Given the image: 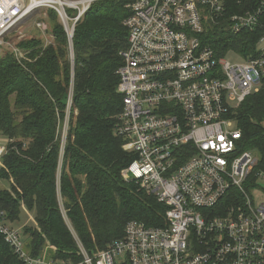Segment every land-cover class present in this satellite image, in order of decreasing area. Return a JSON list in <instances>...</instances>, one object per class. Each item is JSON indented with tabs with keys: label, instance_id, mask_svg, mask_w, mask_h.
Segmentation results:
<instances>
[{
	"label": "built area",
	"instance_id": "1",
	"mask_svg": "<svg viewBox=\"0 0 264 264\" xmlns=\"http://www.w3.org/2000/svg\"><path fill=\"white\" fill-rule=\"evenodd\" d=\"M94 1L0 0V45L11 46L9 31L43 7L59 14L71 38L70 22ZM125 2L129 35L118 70L123 108L116 132L134 158L124 177L167 205L166 224L129 220L122 238L91 254L76 237L78 261L54 258L48 248L33 256L4 211L0 233L27 264H264V199L254 197L256 191L264 194V168L257 152L242 148L238 120L246 99L264 92V48L256 46L251 56L230 49L227 56L241 58L233 62L206 37V24H223L235 35L264 30V0L230 15L226 0ZM12 51L19 61L26 59L19 47ZM0 142L6 145L1 169L9 139Z\"/></svg>",
	"mask_w": 264,
	"mask_h": 264
},
{
	"label": "trees",
	"instance_id": "2",
	"mask_svg": "<svg viewBox=\"0 0 264 264\" xmlns=\"http://www.w3.org/2000/svg\"><path fill=\"white\" fill-rule=\"evenodd\" d=\"M259 1L226 0V15L254 10ZM50 12L55 43L30 38L20 44L29 55L23 61L13 51L0 57V135L9 139L0 169L9 187H0V211L15 227L22 208L34 210L36 226L24 229L33 256L48 248L54 258L78 261L76 237L91 254L122 238L129 220L165 225L168 207L124 177L134 158L116 132L123 108L118 70L129 35L125 0L94 1L76 22L73 51L57 12ZM213 27L208 43L223 55L227 30L223 24ZM250 30L238 33L230 48L256 49L263 30ZM71 94L62 150L59 126ZM238 117L242 148L256 151L264 168V92L249 96ZM0 264H27L1 233Z\"/></svg>",
	"mask_w": 264,
	"mask_h": 264
},
{
	"label": "rangeland",
	"instance_id": "3",
	"mask_svg": "<svg viewBox=\"0 0 264 264\" xmlns=\"http://www.w3.org/2000/svg\"><path fill=\"white\" fill-rule=\"evenodd\" d=\"M69 1H74V0H69ZM50 10H54V9L48 8V7H43L41 10H35V11L29 13L28 16L24 20L17 23L9 31V33L6 36L7 37L6 41L11 43V46L8 45V43H4L3 45H0V57H3L6 54V51L11 53L12 48L15 46L20 48V44L23 41L30 39V38L36 37L37 39H41L45 46L50 45L52 43H55V37L52 34V28H51L53 25V19H52ZM71 10L74 11V8H69L68 12ZM71 15H73V14H71ZM56 19L63 24V27H65V24L62 21V19L60 18L59 14H58V17ZM38 22L42 23L41 27H39L37 25ZM70 26H71V29L75 31L74 28L76 26V23L74 24V22L71 21ZM213 26H216V25L208 26L206 24V31H209V29L215 28ZM259 29H261V27ZM247 31H249V30H247ZM250 31H252V30H250ZM263 33H264V30H263ZM226 35L228 36V38L225 41V43L223 44V47L221 46L222 49L220 50V52H224L223 53L224 56H227V52L229 51L228 49H231L230 46L233 45L234 41H236L238 39L237 37H235L238 34L237 35L232 34L229 30L226 31ZM260 35H261V33H260ZM206 37H207V35H206ZM243 37H246V33ZM70 40H71V38H70ZM207 40L209 41L208 37H207ZM240 45H243V44H240ZM257 46H258V48H257L258 50L264 48V42L257 43ZM70 48L73 51V47H70ZM20 49L22 50V52L24 53V55L26 57L29 56V55H27V51H25L23 48H20ZM226 50H228V51H226ZM236 51L242 56H251V55H255L257 53V52H255V49H250L246 52H242L241 49H237ZM227 58L233 62L241 61V58L236 54H230L227 56ZM72 104H73V99H72V94H71L70 98L68 100L67 108L65 110V112H66L65 120L60 123L61 128L59 126V130L63 131V133L65 130L66 134H67V129L69 127ZM66 134H63V135H65V137H66ZM1 138H3V136L0 135V139ZM5 148H6V145L1 144V142H0V152L1 153H4ZM0 187H3V188L9 187V182L0 178ZM254 197H255V201L259 202V201L264 199V194L260 191H256V192H254ZM34 217H35L34 210H30L28 208H22L18 221L14 223L15 228L19 229V232L22 236V239L25 242L27 241V236H25L24 229H25V227L36 226V222L34 220Z\"/></svg>",
	"mask_w": 264,
	"mask_h": 264
},
{
	"label": "water",
	"instance_id": "4",
	"mask_svg": "<svg viewBox=\"0 0 264 264\" xmlns=\"http://www.w3.org/2000/svg\"><path fill=\"white\" fill-rule=\"evenodd\" d=\"M75 29V28H74ZM74 31V30H73ZM74 33V32H73ZM73 33H72V36H71V45H72V37H73ZM71 47H73V45L71 46Z\"/></svg>",
	"mask_w": 264,
	"mask_h": 264
},
{
	"label": "crops",
	"instance_id": "5",
	"mask_svg": "<svg viewBox=\"0 0 264 264\" xmlns=\"http://www.w3.org/2000/svg\"><path fill=\"white\" fill-rule=\"evenodd\" d=\"M4 139H6V138L3 137V138H1L0 140H4ZM1 144H2V143H1Z\"/></svg>",
	"mask_w": 264,
	"mask_h": 264
}]
</instances>
